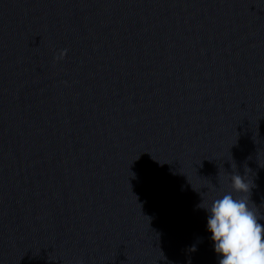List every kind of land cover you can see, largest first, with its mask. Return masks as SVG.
Masks as SVG:
<instances>
[{
	"label": "clouds",
	"instance_id": "obj_1",
	"mask_svg": "<svg viewBox=\"0 0 264 264\" xmlns=\"http://www.w3.org/2000/svg\"><path fill=\"white\" fill-rule=\"evenodd\" d=\"M246 169L244 175L236 171L228 173L233 192L251 194ZM199 207L207 213V230L215 253L221 257L218 264H264V224L261 223L264 215L250 207L248 195L234 197L228 192L214 199L210 206L201 203Z\"/></svg>",
	"mask_w": 264,
	"mask_h": 264
}]
</instances>
